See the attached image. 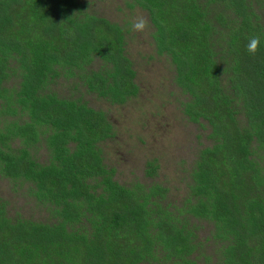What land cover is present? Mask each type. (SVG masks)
Here are the masks:
<instances>
[{"label": "trees", "instance_id": "trees-1", "mask_svg": "<svg viewBox=\"0 0 264 264\" xmlns=\"http://www.w3.org/2000/svg\"><path fill=\"white\" fill-rule=\"evenodd\" d=\"M125 3L147 12L156 54L187 97L182 112L207 126L211 145L181 200L153 181H115L100 147L115 135L106 113L49 86L75 78L125 104L139 92L129 31L89 0H0V177L48 215H10L0 198V264H264V0ZM41 143L44 162L33 153ZM158 169L147 161L145 177Z\"/></svg>", "mask_w": 264, "mask_h": 264}, {"label": "rangeland", "instance_id": "rangeland-1", "mask_svg": "<svg viewBox=\"0 0 264 264\" xmlns=\"http://www.w3.org/2000/svg\"><path fill=\"white\" fill-rule=\"evenodd\" d=\"M96 14L118 23L128 30L126 55L135 70L138 94L123 105H110L83 88L78 80L58 79L49 87L61 97L81 98L89 107L106 113L113 126L114 137L102 143L103 164L115 169L114 180L129 185L156 182L168 188V200H181L187 191L189 172L200 149L209 147L207 126L189 122L182 112L186 96L175 84L174 67L168 56L156 54L154 28L147 12L129 9L125 0H89ZM143 15L149 28L144 33L131 30L132 20ZM97 63L93 64V68ZM76 85V88L74 87ZM14 146H17L15 144ZM33 153L44 162L47 152L40 144ZM156 160L159 166L156 177L144 175L147 161ZM0 198L8 202L10 215L18 212L23 217L44 220L48 216L37 206L24 187L0 177ZM199 236L205 240L209 229L199 223ZM210 243L207 254L210 253Z\"/></svg>", "mask_w": 264, "mask_h": 264}, {"label": "clouds", "instance_id": "clouds-1", "mask_svg": "<svg viewBox=\"0 0 264 264\" xmlns=\"http://www.w3.org/2000/svg\"><path fill=\"white\" fill-rule=\"evenodd\" d=\"M148 28H149L148 19L144 17L143 15H139L135 17L131 22V30L133 32L144 33L148 30ZM260 45H261V39L259 36L249 37L247 44H246V52L250 56H255L260 49Z\"/></svg>", "mask_w": 264, "mask_h": 264}]
</instances>
